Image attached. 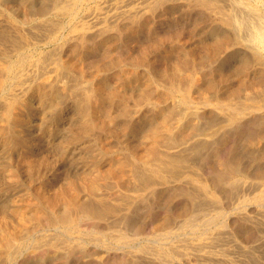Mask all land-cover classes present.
Listing matches in <instances>:
<instances>
[{"label":"bare ground","instance_id":"1","mask_svg":"<svg viewBox=\"0 0 264 264\" xmlns=\"http://www.w3.org/2000/svg\"><path fill=\"white\" fill-rule=\"evenodd\" d=\"M47 1L48 0H43L38 8L32 10H30L31 8H28L26 6L27 3H25L24 0L21 1L23 3V5L21 4L23 8L21 6H11L10 8V11L14 14L13 16H10V24H8L9 33L12 36H8V39L0 36V44H4L2 40H7L6 49H0V99L3 100V95H5V92L8 90L7 88L12 86L10 81H12L14 85H19L20 87L22 78L24 77L23 80L26 79L24 76V74L26 73L24 72L25 65L29 63V57L25 55L29 53V50L32 56L38 54L36 50H31L30 48L32 45H35L37 46V48L40 47V62L38 63H40V67L43 70L42 79L44 82L51 81L50 78L52 77V74L55 79H58L66 76L65 74H67V76L69 75L70 77V75L73 76L72 73L78 72V80H86L85 83H88V87L82 88L76 94V97L73 98L72 103L74 104V106L77 105L76 107L79 108H76L78 110L73 111L75 112V114H72L71 117L66 116L67 114L64 113V106L62 108L56 102L53 105V110L57 111L59 118H66L70 121V123L68 124L69 128H74L76 124H73L72 120H78L79 118L80 121L78 120L79 124L77 125V134L79 135H82L85 132L93 129L103 130L105 132L113 134L114 132H117L115 128H117L119 125L127 131L133 128L135 130H137L138 128H146V130H141V133H139L137 139L127 143L125 141L124 145H122V150L115 149L114 146L105 142L107 145H101L99 147L101 151L99 154L101 156H98L99 158L94 157L93 160L89 162L90 164H85V167L82 168L81 172H79L78 168H74L71 163L70 168H67L68 166L64 168H67L68 173L64 174V176H66V181L64 182L63 180V183H61L62 181L60 182V180L58 181L56 178V180L54 178H51V180H49L45 176L46 172L42 173V167H46V165L50 163L49 161H52L49 160L50 158H47L45 154L43 155L44 152H41L40 154L35 156L30 154L23 156L21 161H18V164L25 167V173L28 174V176L30 175L31 177L36 174L38 175V169L40 168V196H38L40 197V199L38 198V202L32 203L29 198H26V200L24 201V208L23 204L21 203L22 205L19 206V210L17 209L16 212H20L21 210L23 211L19 213V221L17 223H24L28 219H33L39 223V226L40 224H43L42 227L54 226L55 229L57 231L60 230L62 234H85L86 236L84 237H81L79 235V237H72L73 240L68 239V242L72 243V245L67 244L68 248L66 252L69 253L70 251L75 250V248H78H73V245H79L80 247L82 246L81 248L82 250H84L86 245L93 241L100 244L101 242H107V232L109 230L114 233L117 232L114 235H110V239L113 238L116 241H128L127 238L132 237L129 236L131 233L128 234V232L133 231V234L134 232L137 233L136 230L140 228V225L137 221H124L120 218V215L124 210H131L138 204L147 202L150 198L148 195H150L154 199L159 198L160 200L163 198L165 193L170 191L171 187L179 188L178 194H181L180 196H184L185 199H188V201L194 206L195 203H197V205L200 204H198L197 201L201 197L212 199L215 201V203H217L220 201V198L224 199L223 197H220L222 194L221 191H233L235 189H233V187L236 185L234 184L236 182L235 178L241 174V168L233 165L231 161L232 159L229 160L228 163H225L224 161L220 163L218 162L217 167L216 160H219V158L221 159V155L219 158H217L218 154L216 153L219 148L217 149V146L215 147V144L217 142L218 136H220L221 134L224 135L225 133L228 134V136L231 135L230 132L233 130L232 128L240 124L241 120L245 121L246 116H250V114H260L258 117L262 118V122H259L258 127L264 128V80L263 82L261 81L262 83L257 82L259 84H255L257 80L254 81L257 77V74H264V0H49L52 2V4L50 5L46 4ZM6 3L4 2V0H0L1 6H4ZM92 3H97V5L92 6ZM177 4L184 7L186 6L187 8H194L195 10H198L209 20L210 23L217 26L215 27L216 30L210 31V33L213 35L212 42L206 41L204 43L202 40L197 39V36H194L196 37V40L193 41V46L190 45L191 49L187 55L181 48H171V50L169 51L170 54H168L166 53L167 50L165 49L167 47L164 46V42H168L172 38V36L171 34L165 32L166 34H161V36H159V34L158 37L155 38V44H153L154 48L163 50L164 54L161 55V58L158 57L157 60L151 61L150 64L146 61L145 49L138 51V55L137 53L131 54L130 52L126 56L115 55V58L117 59L115 61L114 58L111 59L114 56H112L110 52H107L106 57L110 58L111 60V62L109 63L122 64L127 69L129 68L125 72L122 71V74L124 75L123 77L121 76L120 71V74L115 73V75L112 76V80L119 82L118 89H113L114 87H108L109 80L107 76H102V69H106L107 65L102 64L98 61H94L90 65V67L93 69L92 71L94 75L91 78L92 80H87L85 75L86 71L83 64V62H85V58L83 57L82 61L77 60V55L84 54L86 50L88 52H95L105 43L114 40L115 36H119L121 37V39H123L122 36L125 37V39L127 37H135L136 39H140L144 37H152L151 35H156V29L160 28L163 25L161 21L165 20L166 17H168L167 13L177 7ZM19 7L22 8V12H18ZM12 13L10 14L12 15ZM15 13H17L19 16ZM162 17L163 19H161ZM30 20L40 23L39 26L36 25V28L34 29L35 31H37L36 29H38L39 31V34L35 33V37L33 35L31 36L27 34L26 30L27 28L30 30L29 27L25 28V26L24 28L26 30L23 31V26ZM174 27L177 26L174 25ZM178 29L180 30V28ZM30 31L33 32V30ZM205 31H207V29ZM4 32L6 31L4 30ZM15 32L17 34L16 36H14ZM198 34L201 35L200 33ZM181 35L179 36L178 40H181ZM187 37L193 38V36L189 35ZM115 39H117V37ZM95 40H99L100 42L98 41L97 43ZM130 43H132L131 40ZM130 43L128 44L130 45ZM141 44H143L142 41ZM170 44L173 43L171 42ZM79 45H81V47H84L86 50H79ZM108 46H110V44ZM138 46L140 45L138 44ZM149 46L151 47V44ZM0 47L3 48V45H0ZM106 51H104V54ZM237 57L240 59L239 65H236ZM74 58L80 62H73ZM154 59H156V57ZM110 60L107 59V61ZM218 62L219 64L215 67L214 64ZM31 63L32 62H30V65ZM230 63H234V66L236 65L234 69H232V66V68L230 69L224 68V66L227 67L226 65ZM143 65H148L149 67L148 69L150 71L148 72L147 76H144L143 74H139L137 72V69ZM251 69L253 71H251ZM87 71H89V68ZM31 72L34 73L35 71ZM35 75L36 73H34V76ZM216 75L218 76V81L215 78ZM26 76L29 77L30 75L27 74ZM234 80L236 81V84L232 87L230 86V84ZM221 82L226 85L224 86V88L221 87ZM44 85H41L40 83V86L36 87V90L38 91L37 98H39L36 100L38 101V104H40V108L43 107L46 109L47 107H49V102L52 101L51 98L56 96V89L54 90V86L56 85H54L53 88L49 85ZM128 87H132L133 90L135 89V92H139H137L136 95L134 94V92H128ZM246 87L255 89L249 92H244V95H242L241 92L245 91ZM75 88L76 87L74 86L71 88L66 87V85L63 86L64 92H68L71 96L75 94ZM33 94H35V92ZM8 97H6V104H3V107H5H2L3 109L0 112V140L2 139L4 141H7L4 142V145H9L12 148H16L18 146L22 148L24 147L25 149L32 151L33 147H35L36 145L38 146L40 141V147L44 143H46V147L52 149L54 146L52 131L50 130L45 131L46 133H42L43 126L40 125V134H36L34 130H31V128H27L28 126L36 128V125H31L28 122L26 124L22 119L24 115V112L22 113V111L25 110L26 113L30 110H35L33 109L36 108L34 107V102L31 103V101L28 100V106L30 107L26 109V107L28 106H26L24 103L19 106V96L12 93ZM56 97H58V95ZM126 98H132L136 102L132 108L127 105L128 103H126ZM144 107L148 108L147 113L145 112V114L143 115L144 118H140L138 124H133V115L136 116L135 113H139V110H142ZM121 117L127 122L123 124H120L121 122L118 123L120 120H122ZM141 120L143 122H141ZM257 121L259 120L257 119ZM254 122L252 124H255ZM6 123L9 125H6ZM252 124L250 126H252ZM134 125L138 126V128ZM26 130L27 133L29 131L31 133H24L26 132ZM238 131L240 130L238 129ZM91 132L94 133L95 131ZM9 133L11 134V136ZM88 134L90 133L88 132ZM79 135L77 137H79ZM95 135L97 136V133ZM114 136L115 135H113V137ZM221 138H219V141H221ZM263 138L264 134L261 133L256 138L254 137V142L257 141L258 143H256L259 145L260 143H263ZM77 139H80V137ZM105 139H107V137ZM251 143L254 146L255 143ZM218 144L220 143L218 142ZM203 151H206V158L208 157L207 160L210 158L209 161H211V166L210 163L206 165V170V167L204 168V165L202 163L203 159H201ZM48 152L50 153V151ZM251 155H253L252 152ZM8 156L10 157V155ZM56 156L61 157V155ZM70 157L71 156H69V154L66 155L65 158L67 163L71 162ZM107 158L108 161H106ZM223 158L226 157L224 156ZM229 158H231V156ZM255 158L257 159V157ZM55 159L58 160L57 158ZM83 159L85 160V158ZM262 159L260 158V160ZM52 163L53 162H51V164ZM20 166L18 168L21 169ZM47 168L48 167H46V169ZM9 170L10 169H8V172ZM244 173L246 172L244 171ZM262 173H259L258 175H262ZM246 181L248 180H245V183ZM29 192H31V190H29ZM23 195L24 194H22V196ZM203 198L201 199L203 200ZM254 199L256 200V202H264V190L261 195H258V197H255ZM166 203L167 201L165 202V204ZM218 204L220 203H217L216 205ZM170 205L171 203L165 206L167 208L170 207ZM209 206L211 207V205ZM7 208L10 209L9 206H7ZM20 208L23 209L20 210ZM242 208L244 209V207ZM180 209L182 212L185 211L184 208ZM197 211L199 212V209ZM5 214L6 213H4V215ZM138 215L139 214L137 213V217ZM15 216L16 215H13V217ZM9 220L10 219L7 218V215H5L3 220L1 221V257L4 256L3 251L10 255L12 253L10 249L13 248V246L15 248H18L19 246L20 250V245L22 246L24 243L26 245H29V247L30 245H35V247H38V245L41 244L39 243V237L35 235V227H33L34 230L28 231L27 229H25V235L23 234L25 237H19L17 234L18 230H16L14 226L11 227V224L14 223H11L12 220ZM13 222L15 221L13 220ZM153 223H155L154 228L158 229L166 228L167 230H169L172 227V222L170 223V218H168V216H164ZM25 224H27L28 226L29 223ZM25 224H23V227ZM126 225L131 227L132 229L129 230ZM208 225L210 224L208 223ZM176 226L177 224L175 225V227ZM29 229L31 228L29 227ZM44 235L48 236L46 234ZM60 237H62V235H60ZM22 238L25 242L22 240ZM58 239L61 238L49 237L46 244L49 243L50 249H55L60 244H63L62 240ZM260 239L262 238L259 237L258 240ZM107 244L111 246L109 243ZM23 250L28 251V249ZM30 250H32V248ZM78 250L79 249H77V251ZM15 255L16 254H14V256ZM134 255L135 257H137L136 255L138 254ZM131 256L133 257V255ZM5 257L7 258V256ZM11 257L13 258V256ZM135 257H133L132 259H135ZM121 262H123V260H121ZM89 263H91V261ZM131 263L133 264L132 261ZM134 263L136 264V261Z\"/></svg>","mask_w":264,"mask_h":264},{"label":"rangeland","instance_id":"2","mask_svg":"<svg viewBox=\"0 0 264 264\" xmlns=\"http://www.w3.org/2000/svg\"><path fill=\"white\" fill-rule=\"evenodd\" d=\"M21 1L22 0H19V1L18 0H10V1L4 0V2L5 3L7 2V3L4 6L0 5V17H1V19H0V26H1L0 27V33H3V34H0V36H2L5 39H8V36H12L9 33L8 24H10V20H9L11 18L10 16H13L14 14L10 11V8H11V6H15V7L21 6L22 7L23 3ZM24 1H25V3H27L26 6L28 8H31L30 10L38 8L40 6V4L43 2V0H41V1L40 0H24ZM29 3H30V5H29ZM46 4L50 5V4H52V2L48 0L46 2ZM95 5H97V3H92V6H95ZM180 6L181 5H178L173 10H170L167 13L168 17H166L165 20L161 21L163 23V25L160 28H157L158 30L156 29L155 33H157V34L151 35L152 37H144V38H140L141 39L140 40V39H136L135 37H132V38L127 37L125 39V37L122 36L123 39H121V37L115 36V38L117 37V39L114 38V40L107 42L108 44L105 43L103 46H101L95 52H88L84 47H81V45H79V48H80L79 50L83 49V50H86V52L84 54H81L82 56L80 54L77 55L76 59L78 58L77 60L82 61V58L83 57L85 58V62H83V64H84V69L86 71L85 75H86L87 80L89 81L92 78V76L94 75V73L92 71L93 69L90 67V65L92 64V62L98 61L102 64L107 65L106 69H102V76L103 75L107 76V78L109 80L108 87H111V88L114 87L113 89H118L119 88V82L112 80L113 79L112 76H114L115 73H118V74L121 73V76L123 77L124 75L122 74L123 73L122 71L125 72L129 68L127 69L122 64H117V63L111 64V63H109V62H111V60H110V58L106 57L107 52L108 53L110 52L112 54V56H114L111 59L114 58V61H115V60H117L115 58V55L126 56L129 52L131 54L137 53V55H138V51L145 49L146 61H147V63L149 62V64H150L151 61L157 60L158 57L161 58V55L164 54L163 50H161V49L159 50V49H156L153 47V44H155V41H156L155 38H157L159 34H160L159 36H161V34L163 35V34L169 33L172 36V38H171L172 40L170 39L168 42H164V46L167 47L165 50H167L166 53H168V54H170L169 51L171 50V48H181L187 55L191 49V46H193L192 45L193 41L196 40V37H194V36H197V39L202 40L204 43L206 41L212 42L213 35L210 33V31L216 30L215 27H217V26L210 23L209 20L198 10H195L194 8H187L186 6L185 7L184 6L180 7ZM6 7H7V10H6ZM21 7L18 8V12L19 11L22 12L23 7L22 8ZM8 10H9V12H8ZM185 10H186V12H185ZM190 11H192V12H190ZM26 12H28V11H26ZM10 13H12V15ZM177 13H179L180 15ZM15 14L18 15L17 13H15ZM161 19H163V17ZM28 23H30V24H28ZM28 23H26L23 26V31L26 30L25 28L29 27L30 30H33V32H31L27 28V30H28V31L26 30L27 34H29L31 36L33 35L35 37L36 36L35 33L39 34V31H38V29H36L37 31H35L34 29L36 28V25L39 26L40 23L36 22V21H32V20H30ZM203 23H205V24H203ZM34 24H35V26H34ZM196 24H198V25H196ZM174 25H176L177 27H174ZM171 26H173V27H171ZM193 27H195V28H193ZM178 28H180V30ZM174 29H175V31H174ZM206 29H207V31H205ZM4 30L6 32H4ZM196 30H198V31H196ZM197 32L200 33L201 35H199ZM32 33H34V34H32ZM16 35L17 34L15 32L14 36H16ZM173 35L176 37H174ZM180 35L182 36V38H181V40H178ZM188 35L193 36V38H188L187 37ZM182 39H183V41H182ZM116 40L117 41L119 40V41L117 42ZM130 40L132 43H130ZM98 41L99 40H97L96 42L98 43ZM141 41L143 44H141ZM2 42L4 44H0V45H3V48L0 47V49L3 50L4 48L6 49V47H7L6 46L7 40H2ZM138 42H140V43H138ZM171 42L173 44H170ZM97 43H95V44H97ZM115 43H117V44H115ZM126 43L127 44L130 43V45L129 44L127 45ZM109 44H110V46H108ZM138 44L141 47L138 46ZM150 44H151V47L149 46ZM106 46H107L108 50H107ZM129 46H130V48H129ZM30 48H31V50L32 49L36 50V52L38 54H36L35 56L34 55L32 56L30 50L28 51L30 54L26 53L27 55H25V56L29 57V61H28L29 63L27 62L28 64L25 65V72H24V73H26V74H24L26 79L23 80L24 77L22 78V81H21L22 83H20L21 84L20 87H19V85H14V83L12 81H10L12 86L7 88L8 90L5 92V95H3L4 96L3 100L0 99V106H1L0 112L5 107V106L3 107V104H6V102H7L6 97L10 96L12 93L19 96V106L22 103H24L26 106H28L29 101H31V103L34 102V107H36V108H33V109H35V110H33V111L30 110L29 112H26V113H25V110L22 111V113L24 112V115H25V116L23 115L22 119L26 124L28 122L31 125L32 124L36 125L35 126L36 128L29 127V126L27 127V128H31V130H34L36 134L37 133L40 134V125L43 126L42 127V133L43 132L46 133L45 131L51 130L52 131V137L54 139V146L52 149H50V148L46 147V143H44L40 147V141H39L38 146L36 145L35 147H33V150L31 151V150L25 149L24 147L22 148L19 146L16 148H12L9 145H4V142H7V141H4L2 139L0 140V212L3 214V216H2V214L0 213L1 214L0 215V227H2L1 221L3 220L4 216L7 215V218L12 220L11 223H14V224H11V227L14 226L16 228V230H18L17 234L19 237H25L24 236L25 235L24 233L26 232L25 229H27L28 231L35 229L34 230V231H36L35 235L37 237H39V239H40L39 243H41V244H39L38 247L36 246L37 247L36 248L35 245H30V247H29V245H26L24 243L22 246L20 245V250H19V246H18V248H15L13 246V248H11L12 250L10 249V251L12 252L10 255H8L6 252L3 251L4 256L3 255H2L3 257L0 256V264H120L121 260H123V262H124V263L121 262V264H126V263L132 264L131 261L133 262V264H135L134 263L135 261H136V264H138V262H139V264H147V263L148 264H152V263H154V264H264V239H263L264 238V236H263V234H264V232H263L264 231V217H263L264 216V202H262V203L256 202V200L254 199L255 197L257 198L258 195H261V193L264 190L263 189L264 188V176H263V174H264V156H263L264 155V141H263V143H260L259 145L257 144L258 143L257 141H256L257 143L254 142V137L256 138L261 133L264 134V128L258 127L259 122L260 123L262 122V118L258 117L260 115V114L258 115V113H255L257 116L253 115V114H250V116H246L245 121L241 120L242 123L240 122V124H238L236 127L232 128L233 130L235 128V130L234 131L232 130L230 132L231 135L228 136V134L225 133L224 135L221 134L220 136L217 137V142L215 144V147L217 146L216 148L217 149L219 148L217 150V153H216V154H218L217 158H219L221 155V159L219 158V160H216L217 167H218V162L220 163V162L224 161L225 163H228L229 160L232 159L231 160L232 164L241 168V174L235 178L236 182L234 180V182H235L234 184H236V185L233 187V189L234 188L236 189V187H237L236 191H235V189L233 191L232 190L221 191L223 195L221 194L220 197H223L224 199L220 198V201L217 202V203H220V204H218L219 206L216 205L217 203H215L214 200L208 199V198H203V197H201V198H203V200L200 198L197 201L198 204L200 203L199 204L200 206L197 205V203H195V205L193 206L188 201V199H185L184 196H180L181 194L180 195L178 194L179 188H172L171 187L170 191L165 193V195L163 196L162 199H160V200H159V198L154 199L153 197L148 195L150 198L147 202L138 204L135 208L131 209L132 211L131 210H124L122 212V214L120 215L121 217L119 216L121 219H123L124 221L125 220L126 221L127 220L137 221L140 225V228L138 230H136L137 233L134 232V234H133V231L128 232V234L131 233L129 236L130 237L132 236L131 238H127L128 241L127 240L116 241L113 238L110 239V235H114L117 232L114 233V232L109 230L107 232V236H108L107 242H103V243L101 242V244H102L101 245L100 243L93 241V242L89 243L88 245H86L84 250H82V248H81L82 246L80 247L79 245H76V246L73 245V248H75V247H78V248H75V250H72L70 252L68 251L70 254L66 252V250L68 248L67 244L72 245V243L68 242V239L73 240L72 237H79V235L81 237H84V236H86L85 234H82V233H76L75 235L74 234H71V235L70 234H62L61 231L60 230L57 231L54 226H49L50 228L45 227V226L42 227L43 224H40V226H39L38 225L39 223L33 219H30V220L28 219L29 221L27 220L24 223L22 221H21L22 223L19 222L20 224L17 223L19 221L18 220L19 213L23 211L21 209L24 208V203H25L24 201L26 200V198H29L32 203L38 202V198L40 199V197H38V196H40V168L38 169L39 170L38 175L36 174L34 176H31V177H30V175L28 176V174L25 173V171H26L25 167L20 166L18 164V161H21L23 156H26L28 154L35 156V155L40 154L41 152H44L43 155L45 154L47 156V158H50L49 160H52V161H49L50 163H48L46 165V167H48L47 169H46V167H42V169H41L42 173L46 172L45 176L49 180H51V178L52 179L56 178L58 181L60 180V182L62 181L61 183H63V180H64V182L66 181V176H64V174L68 173L67 168H70L71 163H72L71 165H73L74 168H78L79 172H81L82 168L85 167L84 166L85 164H90L89 162L91 160H93L94 157L99 158L98 156H101L99 154L101 152L100 148H99L101 145H107L106 143H108V144L114 146L115 149H118V150L121 149L122 150V148H123L122 145H124L125 141L127 143V142H130V141L137 139V137L139 136V133H141V130L142 131L146 130V128L139 129L138 126L134 125L135 127L138 128L137 130H135L133 128V129L127 131V130L123 129L122 126L119 125L117 128H115L117 130V132H114L115 134L114 133L111 134V133L105 132L103 130H97V129H93V130L88 131L90 134H88V132H85L82 135L77 134V130H78L77 125L79 124V121H80L79 118H78L79 121L77 119L72 120V123L76 124V126L74 128H77V129H74V128L71 129V128H69V125H68L70 123V121L66 118H59L57 111L53 110L54 109L53 105L56 102L62 108L64 106L65 107L64 113L67 114L66 116L71 117L72 114H75V112H73V111L78 110L76 108H79V107H76L77 105L74 106V104L72 103L73 102L72 100L74 97H76V94L82 88L88 87V85H87L88 83H85L86 80H84V81L78 80L79 79L77 76V75H79L78 72L72 73L73 76H75V77H73L71 75L69 77V75L67 76V74H65L66 76L58 78V79L57 78L55 79L53 77V74H52V77L50 78L51 81L44 82L42 79L43 78V74H42L43 70L40 67L41 66L40 63H38V62H40V58H39L40 57V55H39V53H40L39 48L40 47L37 48V46L32 45ZM104 51H106L105 54H104ZM240 54H242V53H240ZM33 57H34V59H33ZM153 57L154 58L156 57V59H154ZM240 57H242V56H240ZM76 59L74 58L73 62H76L77 61ZM107 59L110 61H107ZM80 61H77V62H80ZM83 61H84V59H83ZM30 62L33 63V64L31 63L32 66L30 65ZM77 64H80V63H77ZM218 64H219V62L215 63L214 66L216 67ZM239 64H240V59L237 57L236 65H239ZM226 66L227 67L224 66V68H227V69H230L232 67H233L232 69H234V67H235L234 63H230ZM33 67H34V69H33ZM88 68H89V71H87ZM148 68H149L148 65L140 66L137 69V72L139 74L141 73L144 76H147L148 72L150 71ZM27 69H29V70H27ZM31 71H35L34 73H36V75L34 76V73ZM119 71H120V73H119ZM251 71H253V70L251 69ZM39 72H40V74H39ZM27 74L30 76L29 77L26 76ZM31 74H32V76H31ZM38 75H39V77H38ZM263 75H264L263 73L256 75L257 77L255 78L254 81H256V80L257 81L255 82V84H259V83L263 82V80H264ZM155 76H157V75H155ZM146 78H148V77H146ZM215 78L218 81L217 75L215 76ZM68 79H69V81H68ZM54 80H56V81H54ZM63 80L66 84L63 82ZM56 82H57V84H56ZM257 82H259V83H257ZM40 83H41V85L45 84L44 86L49 85L52 88L54 85H56V86H54L55 87L54 90L56 89L55 95L56 96L58 95V97H56V96L52 97L51 98L52 101L49 100L52 103L49 102V107H47L46 109L43 107L40 108V104H38V101L36 100V99H39V98H37L38 97V95H37L38 91L36 90V87L40 86ZM48 83H50L52 86ZM111 83H113L114 85ZM235 84H236V81L234 80V81H232L230 86L233 87ZM64 85H66V87H69V88H71L73 86L76 87L75 91H74L75 94H73L74 96L73 95L71 96L68 92H64V90H63ZM220 85L223 88H224V86H226L225 84H223V82H221ZM248 88H249V90H248ZM253 89H255V88H253ZM253 89H251L250 87H246V90L241 92V94L244 95V92H249V91H252ZM57 91L59 94L57 93ZM34 92H35V94H33ZM128 92H134V94L136 95L137 92H139V91L135 92V89L133 90L132 87H130V88L128 87ZM55 98H56V100H55ZM125 100H126V103H128L127 105L130 106L131 108L136 103L134 101V99H132V98H126ZM50 105H51V107H50ZM29 107L30 106L26 107V109ZM147 110H148V108L144 107L142 110H139V113L136 112L135 113L136 116L133 115V117H132L133 124H138V121L140 120V118H144L143 115L145 114V112L147 113ZM54 113L56 116L54 115ZM26 119H27V121H26ZM121 119L122 120H120L118 123L121 122L120 124H123V123L127 122L126 120H123L122 117H121ZM250 119H252L254 121H257V119H258L259 121L254 122ZM260 119H261V121H260ZM246 120L248 121V123ZM249 121H251V122H249ZM141 122H143V121L141 120ZM253 122L255 124H252ZM251 124H252V126H250ZM6 125H9V124L6 123ZM246 125H248V126H246ZM244 127H246V128H244ZM238 129L240 131H238ZM246 129H248V130H246ZM20 131H21V129H20ZM91 131H93V132L95 131L97 133V136L99 135L98 138L95 135L96 133L95 132L92 133ZM97 131L100 132L101 134L98 133ZM24 133L29 134L31 132L29 131L27 133V130H26V132H24ZM127 133H128V135H127ZM78 135H79L80 139H77V138H79V137H77ZM113 135H115V136L113 137ZM125 135H126V137H125ZM232 135H234V136H232ZM10 136H11V134H10ZM61 136L63 139L61 138ZM73 136H75V137H73ZM102 136L105 138L107 137V139L103 138ZM67 137H69L70 139ZM85 137H87V138H85ZM219 138H221V141H219L220 140ZM228 138H230V139H228ZM65 139H67V140H65ZM128 139H129V141H128ZM100 140L103 142H101ZM65 141H67V142H65ZM62 142H63V144H62ZM64 142H65V145H64ZM116 142H119V143H116ZM218 142L220 144H218ZM251 142L256 144V145L254 144L255 148ZM99 143H100V145H99ZM249 143H251V144H249ZM257 145H258V147H257ZM17 148H18V150H17ZM253 148L255 150L257 148V150L255 151ZM3 149H4V151H3ZM9 149H10V151H9ZM248 149H250V150H248ZM48 151H50V153ZM261 151H262V153H261ZM205 152L206 151L202 152L201 159H203L202 163L204 165V168L206 167L205 168V170H206L207 169L206 165H208L211 161H209L210 158L207 160L208 157L206 158L207 155ZM251 152L254 156L251 155ZM33 153H35V154H33ZM96 153H98V154H96ZM259 153H261V154H259ZM49 154H50V157H49ZM53 154L55 155V157ZM59 154L61 155L62 159H61V157L56 156V155L60 156ZM67 154H69V156H71L70 157V160H71L70 163L66 162L65 157ZM226 154L228 157L226 156ZM8 155H10V157ZM62 155H65V156H62ZM3 156L5 157V159ZM74 156L76 157V159ZM202 156H204V157H202ZM224 156L226 158H223ZM230 156H231V158H229ZM82 157L85 158V160ZM255 157H257V159ZM259 157L261 159L262 158L263 159L260 160ZM55 158H57L58 160H56ZM60 160H61V162H60ZM16 161H17V163H16ZM106 161H108V158L106 159ZM51 162H53V163L51 164ZM64 162H65V164H64ZM10 163H11V165H10ZM57 164H58V166H57ZM64 165H66V166H64ZM19 166L21 167V169L18 168ZM210 166H211V163H210ZM15 167H17V168H15ZM65 167H67V168L64 169ZM7 168L10 169L11 171L9 170V172H8ZM60 171H62V172H60ZM208 171H209V168H208ZM244 171L246 173H244ZM254 171H256V172H254ZM259 173H262V175H258ZM16 174H17V177H16ZM243 174H245V175H243ZM257 175H258V178H257ZM12 176H13V178H12ZM36 176H38V177H36ZM246 176H248V177H246ZM261 176H262L263 180H262ZM30 178H32V179H30ZM239 178H243V179H239ZM245 180H248V181H246V183H245ZM31 181H34V182H31ZM18 189H19V191H18ZM174 189H176V190H174ZM29 190H31V192H29ZM230 192L233 194H231ZM22 194H24V195L22 196ZM227 195H229V196H227ZM227 197H228V199H227ZM20 198H22V199H20ZM18 201H21V202H18ZM166 201H167V203L165 204ZM179 201H181V202H179ZM177 202H179V203H177ZM21 203L23 204V208H20V210H21L20 212H16L17 209L19 210V206L22 205ZM170 203H171L170 207L166 208L165 205H167V204L169 205ZM180 203H181V205H180ZM148 204L150 205V208H149ZM208 204L211 205V207ZM261 204H262V206H261ZM161 205H163V206H161ZM7 206H9L11 210L8 209ZM14 206H15V208H14ZM187 206L189 207V209ZM204 207H206V208H204ZM242 207H244V209ZM141 208H142V210H141ZM180 208H184L185 211L182 212ZM13 209L15 212L13 211ZM198 209H199V212L197 211ZM143 210H145V211H143ZM212 210H214V211H212ZM11 212H13V213H11ZM4 213H6V214L4 215ZM14 213H16V214H14ZM137 213L139 215L140 214L141 215L140 216L138 215V217H137ZM240 213H242V214H240ZM216 214L218 216L220 214V216L218 217ZM13 215H16V216L13 217ZM190 215H192V216H190ZM164 216L165 217L168 216V218H170V223L172 222L171 225L173 228L171 227L172 229L170 228L169 230H167L166 228H160V229L154 228L155 223H153V222L157 221L158 219H160ZM212 217H214V218H212ZM216 219H218V220H216ZM13 220L15 222H13ZM32 220L35 222H33ZM259 221H262V222H259ZM177 222H179L180 224ZM25 223H29L28 226L31 229H29V227ZM197 223H198V225H197ZM208 223L210 225H208ZM23 224H25L24 227H23ZM176 224H177V226L175 227ZM145 225H146V227H145ZM17 227L18 228L21 227V228L18 229ZM33 227H35V228L33 229ZM191 227H193V228H191ZM198 227H200V228H198ZM37 228H38V230H37ZM127 228L129 230L132 229L129 226H127ZM50 231H53V232H50ZM55 233H56V235H55ZM57 233H58V235L60 233V235H62V237H60V235L58 236ZM44 234L48 235L49 237H53V238L54 237L61 238L58 240H62L63 244H60L55 249L54 248L50 249L49 243L46 244L49 237L45 236ZM64 235H65V237H64ZM67 235H69V236H67ZM76 235H78V236H76ZM46 237H47V239H46ZM259 237H261L263 240L262 239L258 240ZM22 240L24 241L23 238H22ZM107 243H109L111 246H109ZM94 244H96V245H94ZM42 245H44V246H42ZM110 247H112V248H110ZM31 248H32V250H30ZM23 249H25V250L28 249V251L27 250L24 251ZM77 249H79V250L77 251ZM35 252H37V253L39 252V253L37 254ZM48 252H49V254H48ZM14 254H16V255L14 256ZM26 254L27 255L30 254V255L27 256ZM134 254H138V255H136L137 257H135ZM131 255H133V257H135V259H132L133 257ZM5 256H7V258ZM9 256H10V258H9ZM11 256H13V258ZM125 256L127 257V259ZM16 257H19V258H16ZM170 260H171V262H170ZM8 261H10V262H8ZM90 261H91V263H89ZM125 261H126V263H125ZM146 261H148V262H146Z\"/></svg>","mask_w":264,"mask_h":264}]
</instances>
